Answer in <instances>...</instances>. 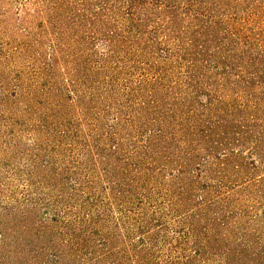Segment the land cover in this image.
Wrapping results in <instances>:
<instances>
[{
	"label": "rangeland",
	"instance_id": "obj_1",
	"mask_svg": "<svg viewBox=\"0 0 264 264\" xmlns=\"http://www.w3.org/2000/svg\"><path fill=\"white\" fill-rule=\"evenodd\" d=\"M0 264H264V0H0Z\"/></svg>",
	"mask_w": 264,
	"mask_h": 264
}]
</instances>
